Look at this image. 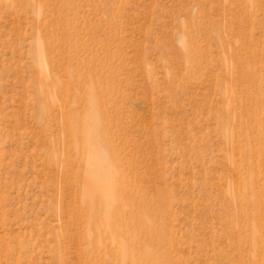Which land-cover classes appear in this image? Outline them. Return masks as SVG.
Masks as SVG:
<instances>
[{
    "label": "rangeland",
    "instance_id": "obj_1",
    "mask_svg": "<svg viewBox=\"0 0 264 264\" xmlns=\"http://www.w3.org/2000/svg\"><path fill=\"white\" fill-rule=\"evenodd\" d=\"M107 164L135 248L264 264V0H0V264H79Z\"/></svg>",
    "mask_w": 264,
    "mask_h": 264
},
{
    "label": "bare ground",
    "instance_id": "obj_2",
    "mask_svg": "<svg viewBox=\"0 0 264 264\" xmlns=\"http://www.w3.org/2000/svg\"><path fill=\"white\" fill-rule=\"evenodd\" d=\"M77 128L81 132L80 126ZM107 167L109 176L82 178L79 194L81 208L77 213L84 223L86 245L78 249L79 264H99L102 249L107 246L103 238L109 239L114 246L120 264H163L157 253L135 248L134 238L127 230L128 215L124 212L126 203L119 198L116 179L108 164ZM137 222L141 229L150 228L145 220L139 218Z\"/></svg>",
    "mask_w": 264,
    "mask_h": 264
}]
</instances>
